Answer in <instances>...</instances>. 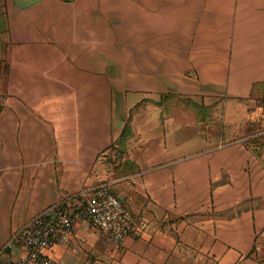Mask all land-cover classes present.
Masks as SVG:
<instances>
[{
    "label": "crops",
    "instance_id": "0c3cea01",
    "mask_svg": "<svg viewBox=\"0 0 264 264\" xmlns=\"http://www.w3.org/2000/svg\"><path fill=\"white\" fill-rule=\"evenodd\" d=\"M230 107L264 124V0H0V248L50 204L78 207L126 126L128 173L110 189L134 215L128 236L108 242L80 219L44 253L264 264V155L223 143ZM214 118L212 141L185 136Z\"/></svg>",
    "mask_w": 264,
    "mask_h": 264
},
{
    "label": "built area",
    "instance_id": "2783aa9c",
    "mask_svg": "<svg viewBox=\"0 0 264 264\" xmlns=\"http://www.w3.org/2000/svg\"><path fill=\"white\" fill-rule=\"evenodd\" d=\"M82 202L69 213L57 206L39 211L15 230L0 248V264H59L44 250L53 245L66 244L72 237L76 223L85 219L100 231L105 240L122 243L132 229L135 218L107 183H100L82 192ZM23 246L26 252L17 262L1 259L14 247Z\"/></svg>",
    "mask_w": 264,
    "mask_h": 264
},
{
    "label": "trees",
    "instance_id": "16d2710c",
    "mask_svg": "<svg viewBox=\"0 0 264 264\" xmlns=\"http://www.w3.org/2000/svg\"><path fill=\"white\" fill-rule=\"evenodd\" d=\"M200 111V110H199ZM248 109H226L224 116L225 121L223 123V129H222V140L223 143L233 141L239 138H243L244 145L252 150L256 155H264V124L260 120H250L246 117V112H248ZM129 129L125 126L121 134L119 135L116 144L118 145L119 142L126 143L129 137ZM112 145V146H113ZM111 146V147H112ZM128 157L127 151L124 155V160H126ZM123 163V160H122ZM121 163V165H123ZM126 166V163L124 165V168ZM125 173H128L127 169L120 172V175H123ZM61 202H57L54 204H50L49 206H57L58 209L62 212L69 213L70 211L61 208L60 206ZM47 206V207H49ZM45 207V208H47ZM43 210V209H42ZM41 211V210H40ZM257 257V252L255 253V258Z\"/></svg>",
    "mask_w": 264,
    "mask_h": 264
},
{
    "label": "rangeland",
    "instance_id": "374dc122",
    "mask_svg": "<svg viewBox=\"0 0 264 264\" xmlns=\"http://www.w3.org/2000/svg\"><path fill=\"white\" fill-rule=\"evenodd\" d=\"M182 111V109H176V110H171L174 114H179ZM183 111L187 112L190 114L192 117H194V114L189 111L188 109H183ZM216 119H212L210 122V126L206 128L204 124L201 123H196L194 126H191L190 129H188L187 132H185V136H190L193 137L196 136H204L205 132L208 137V140L212 141V138L217 136V130L216 127L218 126V121H215ZM198 138V137H197ZM196 140V138H195ZM127 143L119 142L118 145H113L110 150L103 156V169L100 171V180L97 182V184L100 183H107L111 186V181L115 177H119L118 175L120 174L119 169L122 163V160L124 158L125 152L127 151L128 153V147ZM257 257L261 258V262L264 263V247L262 248L261 253H257Z\"/></svg>",
    "mask_w": 264,
    "mask_h": 264
}]
</instances>
